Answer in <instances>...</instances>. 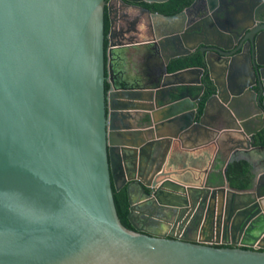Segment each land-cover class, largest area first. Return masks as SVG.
Listing matches in <instances>:
<instances>
[{
	"label": "water",
	"instance_id": "1",
	"mask_svg": "<svg viewBox=\"0 0 264 264\" xmlns=\"http://www.w3.org/2000/svg\"><path fill=\"white\" fill-rule=\"evenodd\" d=\"M167 1L0 0V264H264V44L251 34L232 57L225 32L244 27L240 13L221 19L206 0L193 23L190 9L144 6ZM255 15L264 24V2ZM163 46L177 52L162 60ZM198 48L206 68L169 71ZM181 150L206 166L173 168ZM219 151L225 173L241 154L259 182L208 187ZM114 188L128 193L130 229Z\"/></svg>",
	"mask_w": 264,
	"mask_h": 264
},
{
	"label": "flooded vegetation",
	"instance_id": "2",
	"mask_svg": "<svg viewBox=\"0 0 264 264\" xmlns=\"http://www.w3.org/2000/svg\"><path fill=\"white\" fill-rule=\"evenodd\" d=\"M167 2L162 3V4H157V5H163V4H166ZM263 2H264V0H218L217 6L214 5L215 6L214 8H216L215 12H214L215 16L222 19L223 17H226V15H228V16L231 15L237 19L236 16L239 15V13H240V16H239L240 20H241L240 23H244V27L241 29L233 28L234 24L232 26H227L228 31H226L225 34L227 36V39H228V37L231 38V43L233 44V49L236 51L235 53H233L232 57L241 55L242 53H244V49H246V51L251 50V48L248 46V42H245L244 44L242 43L243 45H241L242 40L246 39V37H249L251 34L252 35L256 34V36L258 34L260 36V43L264 44V31H263L264 30V28H263L264 24L262 21L263 19H262V16L259 18H256V15H255V11H257L259 6H262ZM253 4L255 6H253ZM153 5H155V4H153ZM252 6L254 7V9L251 11ZM145 7L148 8L147 6H145ZM148 9H150V8H148ZM186 9H190V16L189 17H190V20H193V23H196L201 18H204L205 16L210 15V12L208 10V3L206 0H197V2H196V0H193V3L189 7H187ZM218 9H220L221 11L217 12ZM246 10L248 12H252V16H250L249 19H248V15L244 18L241 15L243 12L245 13ZM153 12L156 13L155 11H153ZM240 20H238V22ZM244 29H246V30H244ZM240 35H242V36H240ZM238 37H241V39H239ZM247 39H246V41H248ZM226 42L228 44H230L228 40ZM190 44H191V42H190ZM176 46H178V44ZM177 50H178V48H177ZM175 52H177V51L176 50L173 51L172 49H169V48H166L165 46H163L162 56H161L162 60H164L165 57H169L171 54H173ZM196 52L201 53L203 55V57H205L204 53L199 51V48L196 49L195 51H193L189 56H191L193 53H196ZM252 52H253V47H252ZM204 68H206V67H204ZM207 76L205 78H203V84L206 85V92L208 91V84L205 83ZM254 90L257 92V87ZM259 92H260V90H259ZM204 98H205V95H204ZM258 106L262 107L261 104H258ZM256 112H257V110H255V113ZM257 122H259V120H257ZM256 143L258 144V146H259V143H260V145H264V129L262 132H260L258 134ZM228 160H229L228 159V153L224 154L221 151L217 152L216 155H214L211 158V160L208 163V166H209L208 172L209 173L207 176L204 177L208 187L217 188V187H223L224 185L229 186L228 180H227V172L225 173L221 169V167H223V166H221V164L224 162L225 167H226V165L229 162ZM237 162H244L249 166L250 174L252 176V181H251L252 182L251 188H252L253 183L255 181L254 180L255 177H256L255 179L258 178L257 181L259 182V177H258L259 173L257 171L258 169L253 168L254 165H252V161L250 162L249 160H247L246 157L244 158V156L241 154L237 155V159L234 160L231 164L237 163ZM218 164L220 167L218 166ZM231 164L228 165V168ZM222 174L224 175L225 179L216 178V177H218V175L221 176ZM260 182H261V184H264V178ZM262 187L260 188V191H261V194L264 195V188H262ZM169 214H171V213L168 211L165 212V215L167 216V218H168ZM196 217H197L196 214L192 212L191 215H189V217L185 221L183 220V222H185L184 223L185 228L188 230L190 228V230L188 232L190 235L192 233H194V230H192V229L196 226V223H198V220ZM172 218L173 217L170 216L169 220H166L165 222H160L161 225L159 227L162 229L163 233L169 234L171 229L174 228V222H175L174 220L175 219L174 218L172 219ZM168 221H169V223H168ZM179 227H180V224H178L177 226L175 224V229H178ZM186 233H187V231H186ZM221 246H223V244H221Z\"/></svg>",
	"mask_w": 264,
	"mask_h": 264
},
{
	"label": "trees",
	"instance_id": "3",
	"mask_svg": "<svg viewBox=\"0 0 264 264\" xmlns=\"http://www.w3.org/2000/svg\"><path fill=\"white\" fill-rule=\"evenodd\" d=\"M193 3V0H169L166 4L163 5H145L150 8L152 11L156 13H160L165 16H173L180 14L187 7H189ZM110 34V22L108 14L106 13L105 18V50L108 49L109 39L108 36ZM204 68V57L201 53H193L191 56L179 58L173 61L169 66V71L171 73L178 72L181 70L189 69V68ZM205 83L208 84V91L205 94V98L203 103L200 105L199 113L202 115L204 106L206 101L214 94L215 88H213L210 84V80L207 76ZM110 89V85L106 83V91ZM227 180L229 187L233 190L245 191L251 187L252 184V176L250 174L249 166L244 162L233 163L229 166L227 171ZM114 199L115 205L117 208L118 216L122 222V224L131 228V225L128 221L129 215V200L128 193L124 189L120 192H117L114 188Z\"/></svg>",
	"mask_w": 264,
	"mask_h": 264
},
{
	"label": "crops",
	"instance_id": "4",
	"mask_svg": "<svg viewBox=\"0 0 264 264\" xmlns=\"http://www.w3.org/2000/svg\"><path fill=\"white\" fill-rule=\"evenodd\" d=\"M134 75H135V73L133 72L132 76H134ZM190 156H188V153H186V152H184L182 150L181 151H176L174 153L173 157L170 156L171 161H172L171 164L173 165V168H176L177 170L184 172L185 171V167H186V165L189 164V162H191V164L194 165L195 167H199L200 166L199 168H201L202 166L203 167L206 166L205 161L207 160L206 159L207 157H206L205 154H203V153L198 154L197 158H195V161H193V158L190 159ZM195 163H200V164L195 165ZM218 166H219V164H218ZM221 166H223V167H221V169L224 171V169H225L224 162L221 164ZM182 177L184 178V176H181V178ZM216 178H218V179H225V177H224L223 174L221 176L218 175V177H216Z\"/></svg>",
	"mask_w": 264,
	"mask_h": 264
}]
</instances>
